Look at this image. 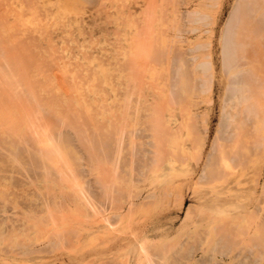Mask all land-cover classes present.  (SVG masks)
Segmentation results:
<instances>
[{"label": "rangeland", "instance_id": "rangeland-1", "mask_svg": "<svg viewBox=\"0 0 264 264\" xmlns=\"http://www.w3.org/2000/svg\"><path fill=\"white\" fill-rule=\"evenodd\" d=\"M243 1L0 0V75L14 74L0 82V264H264V125L232 101L247 73L264 81V32L250 49L245 17L227 73V20ZM56 139L65 160L33 156Z\"/></svg>", "mask_w": 264, "mask_h": 264}, {"label": "bare ground", "instance_id": "bare-ground-1", "mask_svg": "<svg viewBox=\"0 0 264 264\" xmlns=\"http://www.w3.org/2000/svg\"><path fill=\"white\" fill-rule=\"evenodd\" d=\"M236 3V2H235ZM30 4V3H29ZM20 5V4H19ZM12 6V5H11ZM30 6V5H29ZM0 9H2V8H0ZM4 9V8H3ZM15 9V8H14ZM12 10H13V8H12ZM19 10V9H18ZM18 10H15V11H18ZM27 10V9H26ZM4 11V10H3ZM28 11V10H27ZM5 12V11H4ZM192 12V11H191ZM195 12V11H194ZM18 13V12H17ZM13 14V13H12ZM32 14V13H31ZM191 14V13H190ZM197 14H199V13H197ZM206 14V13H205ZM192 15V14H191ZM194 15H196V14H194ZM193 15V16H194ZM14 16V15H13ZM191 17V16H190ZM199 17V16H198ZM243 17H245V18H247V20H248V23L247 24H249V25H247L248 26V33H251V34H253V36L254 37H252L251 38V40L252 41H254V42H251V40H250V42H251V45H247V46H249V48L251 49H253V50H255V48H256V46H259L258 45V39H259V36L260 35H262L263 33H262V31L264 32V0H245V1H243V2H241V4H237L234 8H233V11L231 12V14H230V16H229V19L227 20V73L229 72V71H231V72H233V70L234 69H232L233 68V64H232V62H234L233 61V59L231 58V57H233L231 54H230V48H235V45H236V43H235V41H234V43H235V45H234V47H231V44H232V42H230V38L233 36V34H234V26H235V24H240V23H238ZM16 18V17H15ZM4 19V18H3ZM244 19V18H243ZM14 20V19H13ZM198 20V19H197ZM208 20V19H207ZM174 22V21H173ZM8 23V22H7ZM193 23V22H192ZM196 23V22H195ZM198 23V22H197ZM243 23V22H242ZM27 24V23H26ZM2 25V24H1ZM8 25H9V23H8ZM245 25V24H244ZM3 26V25H2ZM1 26V27H2ZM6 26V25H5ZM246 26V27H247ZM6 27H8V26H6ZM9 27H11L10 25H9ZM159 28V27H158ZM162 28V27H161ZM193 28H195V26L193 27ZM198 28V27H197ZM3 29V28H2ZM11 29V28H10ZM158 30V29H157ZM193 30V29H192ZM236 30V29H235ZM176 31V30H175ZM237 33H238V30H237ZM45 34V33H44ZM44 34H42V35H44ZM225 34V33H224ZM2 35V34H1ZM6 36V35H5ZM238 36V35H237ZM248 36V35H247ZM246 36V37H247ZM263 36V35H262ZM48 37V36H47ZM224 38V37H223ZM238 38H239V36H238ZM245 38V37H244ZM248 38H249V36H248ZM149 39V38H148ZM230 39V40H229ZM177 40H179V39H177ZM236 40V39H235ZM13 41V40H12ZM65 41V40H64ZM223 41H224V39H223ZM9 42V41H8ZM1 43H2V41H1ZM11 43V42H10ZM108 43V42H107ZM159 43V42H158ZM241 43V42H240ZM239 43V44H240ZM243 43V42H242ZM244 43H245V41H244ZM138 44V43H137ZM247 44V43H246ZM4 45V44H3ZM223 45H224V43H223ZM2 46V45H1ZM29 46V45H28ZM194 46V45H193ZM237 46V45H236ZM261 46H264V40H263V38H262V45ZM3 47V46H2ZM4 47H5V45H4ZM224 47V46H223ZM238 47V46H237ZM120 48V47H119ZM140 48V47H139ZM152 48V47H151ZM222 48V47H221ZM247 48V47H246ZM5 49H7V48H5ZM11 49V48H10ZM29 49V48H28ZM118 49V48H117ZM144 49V48H143ZM226 49V48H225ZM237 48H235V50H236ZM250 49H248V50H250ZM257 49V48H256ZM262 49H264V48H262ZM15 50V49H14ZM20 50V49H19ZM18 50V51H19ZM222 50H223V48H222ZM10 51V50H9ZM21 51H23V50H21ZM153 51H155V50H153ZM245 51V50H244ZM165 52V51H164ZM231 52H232V49H231ZM251 52H253V51H251ZM255 52V51H254ZM257 52V51H256ZM1 53V52H0ZM12 53V52H11ZM22 53V52H21ZM156 53V52H155ZM154 53V54H155ZM10 54V53H9ZM25 54V53H24ZM58 54V53H57ZM148 54H150V53H148ZM253 54V53H252ZM256 54V53H255ZM255 54H254V56H255ZM263 54V53H262ZM16 55V54H15ZM21 55H23V54H21ZM27 55V54H26ZM42 55V54H41ZM147 56V55H146ZM152 56V55H151ZM225 56V55H224ZM35 57V56H34ZM33 57V58H34ZM83 57V56H82ZM131 56L129 55L128 57H125L124 59H129ZM145 57V56H144ZM251 57V56H250ZM256 57V56H255ZM42 58H43V56H42ZM142 58V57H141ZM35 59V58H34ZM33 59V60H34ZM130 59H133V57L132 58H130ZM144 59V58H143ZM243 59H245V58H243ZM19 60V59H18ZM52 60V59H51ZM57 60V59H56ZM145 60H147V59H145ZM37 61V60H36ZM129 61L130 60H128V63H129ZM134 61V60H133ZM138 61H139V59H138ZM141 61V60H140ZM162 61V60H161ZM261 61V60H260ZM35 62V61H34ZM132 62V61H131ZM130 62V63H131ZM154 62V61H153ZM180 62V61H179ZM202 63L200 64L199 63V65H202V64H206V63H203V61H201ZM207 62V61H206ZM221 62H223V61H221ZM248 62V61H247ZM12 63V62H11ZM16 63H17V61H16ZM76 63V62H75ZM88 63V62H87ZM127 63V62H126ZM130 63H129V65H130ZM133 63V62H132ZM131 63V64H132ZM138 63V62H137ZM141 63V62H140ZM146 63V62H145ZM170 63V62H169ZM224 63H225V61H224ZM252 63H254V62H252ZM251 63V64H252ZM10 64V63H9ZM13 64V63H12ZM19 64V63H18ZM35 64H37V63H35ZM45 64V63H44ZM51 64V63H50ZM62 64V63H61ZM167 64V63H166ZM197 64V63H196ZM195 64V65H196ZM247 64V63H246ZM250 64V65H251ZM23 65V64H22ZM66 65V64H65ZM76 65V64H75ZM133 65V64H132ZM208 65V64H207ZM222 65V64H221ZM236 65V64H235ZM26 66V65H25ZM28 66V65H27ZM36 66V65H35ZM82 66V65H81ZM180 66V65H179ZM197 67H200V66H198V65H196ZM203 66V65H202ZM201 66V67H202ZM209 66V65H208ZM208 66H206V67H208ZM9 67V66H8ZM21 67V66H20ZM78 67H80V66H78ZM171 67V66H170ZM14 69H15V67H13ZM38 68V67H37ZM47 68V67H46ZM165 68V67H164ZM210 68V67H209ZM250 68V67H249ZM252 68V67H251ZM250 68V69H251ZM257 68V67H256ZM2 69V68H1ZM27 69V68H26ZM31 69V68H30ZM58 69L61 71V68H59L58 67ZM58 69H55V70H58ZM67 69H69V68H67ZM66 68H65V71L67 72L68 70H67ZM99 69H100V67H99ZM104 69V68H103ZM194 69V68H193ZM3 70V69H2ZM1 70V71H2ZM8 70V69H7ZM21 70V69H20ZM31 70H33V68L31 69ZM39 70V69H38ZM128 70V69H127ZM126 70V71H127ZM167 70V69H166ZM202 70H204V68L202 69ZM206 70H207V68H206ZM205 70V71H206ZM224 71H225V69H223ZM236 70H238V69H236ZM236 70H234L235 72H236ZM252 70H254L253 68H252ZM0 71V72H1ZM11 71V70H10ZM62 71H63V73H65L64 72V68L62 69ZM95 71V70H94ZM152 71V70H151ZM154 71V70H153ZM204 71V72H205ZM247 71V70H246ZM15 72H17V70H15ZM22 72V71H21ZM57 72V71H56ZM81 72H82V70H81ZM88 72V71H87ZM183 72V71H182ZM201 72V71H200ZM242 72V71H241ZM240 72V73H241ZM248 72V71H247ZM253 72V71H252ZM259 72V71H258ZM7 73H9V72H7ZM30 73V72H29ZM93 73V72H92ZM156 73V72H155ZM178 73V72H177ZM177 73H175L176 75H177ZM234 73V72H233ZM239 73V72H238ZM261 73V72H260ZM1 74V73H0ZM10 74V73H9ZM6 75V79L3 77V76H1V75H4V73H2L1 75H0V77L2 78V79H0V82H6L7 81V79H9L8 78V76L10 77L11 75ZM28 74V73H27ZM73 74V73H72ZM84 74V73H83ZM181 74L182 73H180V77H181ZM184 74V73H183ZM196 74V73H195ZM206 74V73H205ZM252 74V73H251ZM257 74V73H256ZM14 75V74H13ZM13 75L11 76V77H13ZM17 75H18V73H17ZM20 75V74H19ZM18 75V76H19ZM54 75V74H53ZM60 75H61V73H60ZM81 75V74H80ZM169 75V74H168ZM190 75V74H189ZM231 75V74H230ZM230 75H228V76H230ZM25 76V75H24ZM27 76H30L29 74L27 75ZM73 76V75H72ZM141 76V75H140ZM153 76H155V75H153ZM160 76V75H159ZM196 76H197V74H196ZM199 76V75H198ZM201 76V75H200ZM225 76V75H224ZM255 76V75H254ZM158 77V76H157ZM204 77V76H203ZM241 77V76H240ZM15 78L17 79V76H15ZM22 78H24V77H22ZM28 78V77H27ZM46 78V77H45ZM72 78H74V77H72ZM242 78H243V75H242ZM241 78V79H242ZM15 79V80H16ZM76 79H77V77H76ZM182 79V78H181ZM233 79V78H232ZM11 80V82H14L15 80L14 79H10ZM12 80H14V81H12ZM21 80V79H20ZM26 80V79H25ZM29 80V79H28ZM41 80V79H40ZM48 80V79H47ZM51 79H49L48 80V82L50 81ZM75 80V79H74ZM74 80L72 81V83L74 84L75 82H74ZM78 80V79H77ZM79 80H81V79H79ZM140 80V79H139ZM138 80V81H139ZM243 80V79H242ZM245 81H240V83H236L238 86H239V89H240V92L242 91V93L240 94V96L239 97H233L235 100H232L233 102L234 101H236V102H239V103H243L244 104V106H243V109L242 110H246V115H248L249 113H253V117L254 118H256V122H258L257 124L259 125H261V126H263L264 125V105L262 104L261 105V100H262V102L264 103V81H262L261 80V82H260V78L258 79V78H252V76L250 75V74H246V78L244 79ZM17 81H19V79L17 80ZM17 81H15V82H17ZM42 81V80H41ZM43 81H44V79H43ZM183 81V80H182ZM195 81V80H194ZM11 82H10V84H11ZM33 82H34V80H33ZM47 82V81H46ZM53 82V81H52ZM107 82V81H106ZM180 82H181V80H180ZM210 82V81H209ZM26 83V82H25ZM29 85H27V86H30V85H32L33 83H32V81H30L29 80ZM42 83V82H41ZM44 83V82H43ZM65 83V82H64ZM81 83V82H80ZM80 83H77L78 85L77 86H79L80 85ZM140 83V82H139ZM154 83V82H153ZM182 83V82H181ZM233 83V82H232ZM8 84V83H7ZM20 84V83H19ZM35 84H37V83H35ZM35 84H34V87H35ZM40 84V83H39ZM38 84V85H39ZM49 84H51V81L49 82ZM48 84V85H49ZM70 84V83H69ZM84 84H85V81H84ZM184 84V83H183ZM207 84H208V82H207ZM41 85V84H40ZM44 85V84H43ZM42 85V86H43ZM48 85L46 84V87H48ZM52 85H54V83L53 84H51V87L50 88H52ZM55 85H57V84H55ZM71 85V84H70ZM74 85H76V84H74ZM178 85V84H177ZM209 85V84H208ZM4 86H5V84H4ZM23 86H25V85H23ZM83 86V85H82ZM183 86V85H182ZM201 87H200V89L202 88L203 89V87H204V84H202L201 83V85H200ZM206 86V85H205ZM8 87H9V85H8ZM14 87V86H13ZM40 87V86H39ZM44 87V86H43ZM43 87H41V88H43ZM54 87V86H53ZM67 87V86H66ZM73 87V86H72ZM75 87V86H74ZM73 87V88H74ZM170 87V86H169ZM236 87V86H235ZM38 88V87H37ZM37 88H36V90H37ZM45 88V87H44ZM54 88H56V89H58V90H60V87L59 88H57V87H54ZM207 88H209V86L207 87ZM46 89V88H45ZM49 88H47V90H48ZM69 89V88H68ZM67 89V91H70V89L68 90ZM175 89V88H174ZM201 89V90H202ZM206 89V88H205ZM238 89V88H237ZM238 89V90H239ZM6 90V89H5ZM8 90V89H7ZM25 90V89H24ZM31 90H33V89H31ZM51 90H54V89H51ZM83 89H81V91H82ZM184 90V89H183ZM1 91V90H0ZM10 91V90H9ZM9 91H7V93L9 92ZM19 91H21V90H19ZM26 91H28V90H26ZM39 91V90H38ZM44 91V90H43ZM60 91H62V90H60ZM59 91V92H60ZM66 91V92H67ZM80 91V92H81ZM84 91V90H83ZM92 91V90H91ZM205 91V90H204ZM231 91V90H230ZM2 93L4 92V90L3 91H1ZM0 92V93H1ZM45 92V91H44ZM103 92V91H102ZM114 92H115V90H114ZM174 92V91H173ZM203 91H201V93H202ZM206 92V91H205ZM225 92V91H224ZM228 92V91H227ZM15 93V92H14ZM26 93V92H25ZM29 93H30V91H29ZM47 93V92H46ZM45 93V94H46ZM49 93V92H48ZM58 93V92H57ZM56 93V94H57ZM96 93V92H95ZM103 93H105V92H103ZM22 94V93H21ZM28 94V93H27ZM56 94H55V97H56ZM70 94H71V91H70ZM69 94V98L71 97V95ZM83 94H84V92H83ZM137 94V93H136ZM233 94V93H232ZM235 94H237V92L235 93ZM2 95H5V94H2ZM17 95V94H16ZM31 95V94H30ZM54 95V94H53ZM58 95V94H57ZM63 95V94H62ZM85 95V94H84ZM100 95V94H99ZM107 95V94H106ZM168 95V94H167ZM182 95V94H181ZM229 95H230V93H229ZM234 95V94H233ZM232 95V96H233ZM24 96V95H23ZM35 96H36V94H35ZM35 96H33V98L35 97ZM83 96V95H82ZM225 96V95H224ZM227 96V95H226ZM7 97V96H6ZM47 97V96H46ZM62 97V96H61ZM100 97H101V95H100ZM262 97H263V99H262ZM29 98V97H28ZM58 98V97H57ZM66 98V97H65ZM69 98L67 99V100H69ZM72 98V97H71ZM230 98V97H229ZM261 98V99H260ZM40 99H42V98H40ZM52 99V98H51ZM56 99V98H55ZM3 100V99H2ZM39 100V99H38ZM48 100H49V97H48ZM57 100V99H56ZM61 100V99H60ZM77 100H79V98L77 99ZM84 100V99H83ZM95 100V99H94ZM102 100H103V98H102ZM124 100V99H123ZM127 100V99H126ZM44 101V100H43ZM55 101V100H54ZM104 101V100H103ZM228 101H230V100H228ZM12 102V101H11ZM19 102V101H18ZM51 103H52V101H50ZM50 102H49V104H50ZM68 102H70V101H68ZM68 102H65V103H68ZM85 102V101H84ZM86 102H88V101H86ZM90 102V101H89ZM87 103V105L89 106V104L90 103ZM93 102H95V101H93ZM98 101H96V103H97ZM169 102V101H168ZM167 102V103H168ZM172 102V101H171ZM227 102V101H226ZM4 102H2V104H3ZM48 103V102H47ZM47 103H46V106H47ZM80 103V102H79ZM232 103V102H231ZM45 104V103H44ZM49 104H48V106H49ZM57 104H58V100H57ZM69 104V103H68ZM72 104V103H71ZM78 104V103H77ZM81 105H82V103H80ZM95 104V103H94ZM102 104V103H101ZM242 104V105H243ZM52 105V104H51ZM54 105H55V102H54ZM60 105H62V104H60ZM86 105V106H87ZM178 105H180V104H178ZM40 106V105H39ZM45 106V107H46ZM88 106L86 107V109L84 108V110H86V111H88L89 112V114H90V112H92V111H90V109L88 108ZM99 107L101 106V105H98ZM240 106V105H239ZM41 107V106H40ZM50 107V106H49ZM68 107V106H67ZM81 107V106H80ZM90 107V106H89ZM93 107V106H92ZM105 107V106H104ZM103 107V108H104ZM242 107V106H241ZM51 108V107H50ZM50 108H49V110H50ZM62 108V107H61ZM72 108H73V106H72ZM83 108V107H82ZM82 108H80L81 110H82ZM229 108V107H228ZM8 109H9V107H8ZM56 109V108H55ZM224 109H226L225 107H224ZM235 109V108H234ZM240 108H239V110H241ZM159 110V109H158ZM51 111V110H50ZM49 111V112H50ZM59 110H57V112H58ZM74 111V110H73ZM73 111H71V112H73ZM99 111V110H98ZM111 112H113L112 110H110ZM119 111H121V110H119ZM19 111H17V113H18ZM45 112V111H44ZM54 112V111H53ZM64 112V111H63ZM77 112H79V109L77 110ZM110 112V113H111ZM122 112V111H121ZM223 112V111H222ZM20 113V112H19ZM36 113V112H35ZM60 112H58V114H59ZM68 113V112H67ZM70 113V112H69ZM93 113V112H92ZM115 113H116V111H115ZM2 114V113H1ZM40 114V113H39ZM57 114V115H58ZM71 114V113H70ZM75 114V113H74ZM77 114V113H76ZM84 114H87V113H85L84 112ZM112 114V113H111ZM117 114V113H116ZM161 114V113H160ZM236 114V113H235ZM38 115V114H37ZM56 115V114H55ZM91 115V114H90ZM94 115V114H93ZM49 116V115H48ZM64 116H66V115H64ZM63 116V117H64ZM70 116V115H69ZM101 116H102V114H101ZM100 116V117H101ZM105 116V115H104ZM67 117V116H66ZM87 117V116H86ZM89 117V116H88ZM92 117V116H91ZM91 117H89V118H91ZM106 117H108L107 115H106ZM121 117V116H120ZM152 117V116H151ZM155 117V116H154ZM161 117V116H160ZM237 118V117H236ZM114 119V118H113ZM160 119V118H159ZM227 119H228V117H227ZM234 118H232V120H233ZM238 119V118H237ZM66 120V119H65ZM73 120V119H72ZM88 120V119H87ZM152 120V119H151ZM222 120V119H221ZM236 120V119H235ZM234 120V121H235ZM244 120V119H243ZM243 120H240L238 123V125L236 126V127H238L239 129H242V125L244 124L242 121ZM43 121V120H42ZM70 121V120H69ZM91 121V120H90ZM89 121V122H90ZM93 121V120H92ZM112 121V120H111ZM125 121V120H124ZM233 121V122H234ZM78 122V121H77ZM99 122H102V121H99ZM109 122H110V119H109ZM116 122V121H115ZM159 122H160V120H159ZM26 123V122H25ZM56 123V122H55ZM71 123V122H70ZM97 123H98V121H97ZM111 123V122H110ZM162 123V122H161ZM254 123V122H253ZM252 123V124H253ZM1 124V123H0ZM27 124V123H26ZM29 124V123H28ZM54 124V123H53ZM78 124H80V123H78ZM95 124V123H94ZM109 124V123H108ZM139 124H141V123H139ZM181 124V123H180ZM224 125L223 126H226L225 124L226 123H223ZM30 125V124H29ZM65 125V124H64ZM123 125V124H122ZM219 125V124H218ZM23 126H25V125H23ZM32 126H33V124H32ZM56 126V125H55ZM83 126V125H82ZM94 126V125H93ZM93 126H92V128H93ZM118 126V125H117ZM117 126H116V129H118L117 128ZM133 126V125H132ZM151 126V125H150ZM155 126H156V124H155ZM160 127H161V125H159ZM166 126V125H165ZM228 126V125H227ZM59 127H60V125H59ZM86 127V126H85ZM134 127V126H133ZM2 128V127H1ZM11 128V127H10ZM35 128H36V125H35ZM41 128H43V127H41ZM47 128H48V126H47ZM55 128V127H54ZM84 128V127H83ZM96 128V127H95ZM150 128H152V126L150 127ZM169 128V130H170V127H168ZM235 128V127H234ZM256 128V127H255ZM15 129H16V127H15ZM14 129V131L12 130V129H10V130H12V132H14V134H16V135H18V132H17V129L15 130ZM46 129V128H45ZM50 129V128H49ZM57 129V128H56ZM79 129V128H78ZM107 129V128H106ZM110 129H111V127H110ZM120 129V128H119ZM142 129V128H141ZM148 129V128H147ZM162 130H163V128H161ZM252 129V128H251ZM2 130V129H1ZM74 130V129H73ZM75 130H76V128H75ZM74 130V131H75ZM93 130H94V128H93ZM98 130V129H97ZM144 130V129H143ZM158 130V129H157ZM161 130V131H162ZM257 130V129H256ZM259 130V129H258ZM264 130V129H263ZM16 131V132H15ZM20 131V130H19ZM100 131V130H99ZM106 131V130H105ZM117 131H119V130H117ZM151 131V130H150ZM186 131H188V130H186ZM228 131V130H227ZM11 132V131H10ZM22 132H24L25 133V131H23L22 130ZM53 132V131H52ZM54 132H55V130H54ZM75 132H77V130L75 131ZM94 132V131H93ZM107 132V131H106ZM152 132V131H151ZM158 132V131H157ZM172 132V131H171ZM249 132V131H248ZM23 133V134H24ZM31 133H32V129H31ZM35 133V132H34ZM51 133V132H50ZM87 133V132H86ZM113 133V132H112ZM155 133V132H154ZM159 133V132H158ZM163 133V132H162ZM224 133V132H223ZM254 133V132H253ZM257 133V132H256ZM6 134V133H5ZM13 134V135H14ZM21 134V133H20ZM22 134V135H23ZM36 134V133H35ZM44 134V133H43ZM59 134V133H58ZM117 134H119V133H117ZM26 135L27 134H25V138H26ZM38 135V134H37ZM57 135V134H56ZM120 135V134H119ZM158 135V134H157ZM165 135V134H164ZM256 135V134H255ZM29 136H30V133H29ZM32 136V135H31ZM33 136H35L34 134H33ZM80 135H78V137H79ZM110 136V135H109ZM116 136V135H115ZM123 136V135H122ZM171 136V135H170ZM224 136V135H223ZM37 137V136H36ZM50 137H52V135L50 136ZM81 137V136H80ZM82 137H83V135H82ZM87 137V136H86ZM102 137V136H101ZM108 137V136H107ZM114 137V136H113ZM118 137V136H117ZM164 137V136H163ZM166 137V136H165ZM227 137V136H226ZM261 137V136H260ZM259 137V138H260ZM49 138V137H48ZM160 138V137H159ZM158 138V139H159ZM184 138V137H183ZM236 138V137H235ZM248 138V137H247ZM253 138V137H252ZM27 140H28V138H26ZM34 139V138H33ZM35 139H37V138H35ZM35 139H34V143H35ZM41 139H43L44 140V138H41ZM52 139V138H51ZM58 139V138H57ZM56 139V141H54L53 142V144L51 145V144H49L50 146H48L49 148H47V151L46 152H41V151H38V149L36 150H34V153H33V151H32V153H33V156L36 158V159H38L39 161H41L42 162V160L44 159V161H47L46 163H48L50 160H51V158H52V156H55L56 157V160H58L59 158H63L62 156H64V160H65V158H66V156L64 155L65 153V151L63 152L62 150H61V148H62V145H64V143L62 144V142L60 141V140H57ZM59 139H60V137H59ZM96 139H98L97 137H96ZM118 139V138H117ZM117 139H116V141H114L115 143L117 142ZM125 139V138H124ZM123 139V140H124ZM170 139V138H169ZM218 139V138H217ZM262 139V138H261ZM260 139V140H261ZM5 140V139H4ZM26 140V141H27ZM30 140V139H29ZM47 141H49V139H46ZM45 140V141H46ZM53 140V139H52ZM76 140V139H75ZM83 140V139H82ZM93 140V139H92ZM105 140V139H104ZM115 140V139H114ZM159 140H161V138L159 139ZM159 140H157V141H159ZM167 140V139H166ZM237 140V139H236ZM15 141H17V139L15 140ZM20 141V140H19ZM18 141V146L19 145H21V143H23V141L22 142H19ZM38 141V139L36 140V142ZM39 141H40V139H39ZM45 141L43 142V144L45 143ZM110 141V140H109ZM108 141V142H109ZM153 141V140H152ZM234 141H235V139H234ZM31 142H32V140H31ZM52 142V141H51ZM82 142V141H81ZM151 142V141H150ZM164 142V141H163ZM171 142V141H170ZM230 142V141H229ZM240 142V141H239ZM258 142V141H257ZM25 143V142H24ZM39 143H41V142H38V144ZM88 143V142H87ZM201 143V142H200ZM10 144V143H9ZM8 144V145H9ZM29 144V143H28ZM32 144H33V142H32ZM42 143L40 144V145H37V146H40L41 147V145L42 146H46L47 147V144L48 143H46V144H44L43 145ZM90 144V143H89ZM222 144V143H221ZM244 144H245V142H244ZM34 145V144H33ZM124 145V144H123ZM216 145H217V143H216ZM235 145H236V143H235ZM261 145V144H260ZM30 146H32V145H30ZM44 146V147H45ZM181 146V145H180ZM196 146V145H195ZM228 146V145H227ZM259 146V145H258ZM5 147V146H4ZM43 147V148H44ZM87 147V146H86ZM155 147V146H154ZM67 148V147H66ZM119 148H121V147H118V150H119ZM153 148V147H152ZM179 148V147H178ZM220 148V147H219ZM227 148V147H226ZM257 148V147H256ZM260 148V147H259ZM22 149V148H21ZM25 149V148H24ZM29 149V148H28ZM142 149V148H141ZM176 149V148H175ZM183 149V150H182ZM223 149V148H222ZM221 149V150H222ZM228 149V148H227ZM245 149V148H244ZM150 150H152V149H150ZM153 150H155V149H153ZM159 150V151H158ZM163 150V149H162ZM161 149H159V147H158V149L157 150H155L156 152H160L159 154L161 155V153L163 154V151H162ZM168 150H170V149H168ZM172 150V149H171ZM170 150V151H171ZM181 150V152H179V154L180 155H183V154H185V150H184V148H182L181 147V149H179V151ZM246 150H247V148H246ZM13 151H14V149H13ZM103 151H104V149H103ZM105 151H106V148H105ZM173 152L175 151V150H172ZM230 151H232L231 149H230ZM243 151V150H242ZM20 152V151H19ZM88 152V151H87ZM117 152V151H116ZM130 152V151H129ZM154 152V151H153ZM176 152V151H175ZM215 152H217V150L215 151ZM223 152V151H222ZM222 152L220 151L219 152V155H221L220 157H221V159L223 158V154H222ZM244 152V151H243ZM14 153H16V152H14ZM106 153V152H105ZM111 153H112V151H111ZM120 153V152H119ZM149 153H151V152H149ZM155 153V152H154ZM154 153H153V155H154ZM209 153V152H208ZM228 153H229V151H228ZM245 153V152H244ZM248 153V152H247ZM30 154V153H29ZM28 154V155H29ZM169 154H171V153H169ZM249 154V153H248ZM9 155H11V154H9ZM174 155H175V153H174ZM214 155V154H213ZM218 155V156H219ZM234 155H236V154H234ZM60 156V157H59ZM78 156V155H77ZM155 156V155H154ZM164 155H162V157H163ZM214 156H216V155H214ZM224 156H226L225 154H224ZM55 157L54 158H52L53 160L50 162V163H54V161H56L55 160ZM219 157V158H220ZM12 158V157H11ZM32 158V157H31ZM78 158V157H77ZM156 159H157V157H155ZM171 158H172V156H171ZM186 158V157H185ZM197 158V157H196ZM242 158V157H241ZM115 159V158H114ZM206 159V158H205ZM223 159H225V157L223 158ZM29 160V159H28ZM34 160V158H32V161ZM63 160V161H64ZM164 160V159H163ZM163 160H161V161H163ZM184 160V159H183ZM215 160V159H214ZM43 161V162H44ZM87 161V160H86ZM175 161H176V158H175ZM180 161V160H179ZM195 161V160H194ZM204 161H206V160H204ZM57 162H59V161H57ZM67 162L68 161H66V165H68L67 164ZM141 162V161H140ZM155 162V161H154ZM222 162H223V164L226 162V164H227V160L226 161H223L222 160ZM246 162V161H245ZM36 163V162H35ZM52 163V164H53ZM161 163V162H160ZM79 164V163H78ZM221 164V163H220ZM19 165V164H18ZM48 165H51V164H48ZM53 165H55V164H53ZM52 165V166H53ZM58 165H60V164H58L57 163V166ZM97 165V164H96ZM111 165H112V163H111ZM154 165V164H153ZM13 166V165H12ZM16 166V165H15ZM43 166H44V164H43ZM69 166V165H68ZM103 166V165H102ZM156 166V165H155ZM211 166H213V157L209 160V163H207V165L205 166H203L202 165V170L204 169V167H205V171L207 170H212L211 169ZM225 167H224V169H226V166L227 165H224ZM45 167V166H44ZM47 167V166H46ZM51 167V166H50ZM71 167V166H70ZM153 167V166H152ZM220 167V166H219ZM219 167H218V169H219ZM53 168V167H52ZM56 168V167H55ZM150 168V167H149ZM216 168V167H215ZM57 169L58 168H56V171H57ZM217 169V170H218ZM222 169V168H221ZM64 170V169H63ZM66 170H69V168L68 169H66ZM203 170V171H204ZM43 171H45V170H43ZM48 171V170H47ZM60 171H61V169H60ZM101 171V170H100ZM203 171H200L201 173L203 172ZM110 172V171H109ZM132 172V171H131ZM216 172V171H215ZM224 172V171H223ZM66 173V172H65ZM207 172H205V174H206ZM25 174V173H24ZM55 174V173H54ZM44 175V174H43ZM125 175V174H124ZM202 175H204L203 173H202ZM81 176V175H80ZM95 176H97V175H95ZM211 176V175H210ZM43 177V176H42ZM201 177V176H200ZM203 177H205V176H203ZM221 177H223V176H221ZM225 177V176H224ZM46 178V177H45ZM59 178V177H58ZM62 178V177H61ZM105 178V177H104ZM202 178V177H201ZM213 178V177H212ZM96 179V178H95ZM106 179V178H105ZM200 179V178H199ZM207 179V178H206ZM39 180V179H38ZM61 180V179H60ZM202 180V179H201ZM210 180H211V178H210ZM112 181V180H111ZM199 181V180H198ZM223 181V180H222ZM204 182V181H203ZM206 182V181H205ZM63 183V182H62ZM207 183H208V179H207ZM75 184H76V181H75ZM80 184V183H79ZM95 184V183H94ZM75 187V186H74ZM82 187H83V185H82ZM68 188V187H67ZM70 188V187H69ZM69 188L67 189L69 192H70V190H69ZM6 189V188H5ZM76 189V188H75ZM67 190H66V192H67ZM72 190V189H71ZM80 190V189H79ZM104 190V189H103ZM118 190V189H117ZM64 191V190H63ZM73 191V190H72ZM76 191H77V189H76ZM37 192V191H36ZM62 192V191H61ZM65 192V193H66ZM51 193V192H50ZM114 194V193H113ZM131 194V193H130ZM67 195V194H66ZM79 196V195H78ZM45 197V196H44ZM70 198V197H69ZM85 198V197H84ZM89 198V197H88ZM151 198V197H150ZM41 199V198H40ZM56 199V198H55ZM43 200V199H42ZM53 201V200H52ZM51 201V202H52ZM79 201V200H78ZM80 201H82V200H80ZM119 201V200H118ZM131 202V201H130ZM53 203V202H52ZM129 203V202H128ZM84 204V203H83ZM82 204V205H83ZM88 204V203H87ZM44 205V204H43ZM91 205V204H90ZM78 206V205H77ZM53 207V206H52ZM81 208V207H80ZM135 208V207H134ZM75 210V209H74ZM115 210V209H114ZM77 211V210H76ZM190 211H191V209H190ZM127 212V211H126ZM74 213V212H73ZM96 213V212H95ZM94 213V214H95ZM99 213V212H98ZM96 215V214H95ZM98 215V214H97ZM118 215V214H117ZM105 217V216H104ZM246 219V218H245ZM249 219H250V217H249ZM249 219H248V221H249ZM252 219V218H251ZM102 221H103V219H102ZM247 221V220H246ZM251 221V220H250ZM261 221V220H260ZM263 221V220H262ZM261 221V222H262ZM104 222V221H103ZM107 223V222H106ZM251 223V222H250ZM247 224H248V222H247ZM110 225V224H109ZM262 225V223H260L259 222V225L258 226H261ZM111 226V225H110ZM226 226V225H225ZM245 226V225H244ZM256 226H257V224H256ZM257 226V228L258 229H260V231H261V228H259ZM264 226V225H263ZM240 229V228H239ZM238 229V230H239ZM243 231L245 230V228H241ZM241 230V231H242ZM253 230H254V228H253ZM255 230H256V228H255ZM263 231H262V233L264 232V228L262 229ZM218 231V230H217ZM221 231V230H220ZM241 231H240V233H241ZM246 231V230H245ZM244 231V232H245ZM259 231V230H258ZM260 231H259V234H257V235H259L260 237H261V234L262 233H260ZM215 232V231H214ZM224 232V231H223ZM222 232V233H223ZM79 233V232H78ZM236 233V232H235ZM237 234V233H236ZM243 234H245V233H243ZM215 235V234H214ZM218 235V234H217ZM241 235V234H240ZM264 235V234H263ZM76 236V235H75ZM192 236V235H191ZM232 236V235H231ZM234 236V235H233ZM238 237H240L239 235H237ZM249 236V235H248ZM247 236V237H248ZM242 237H243V235H242ZM252 238V240H251V238ZM256 237H258V236H249L247 239V242L248 243H250L249 242V240L251 241V242H255V243H258V241L259 240H257V241H253L254 239L253 238H255V240L256 239H258V238H256ZM263 237V236H262ZM262 237H261V239H262ZM250 238V239H249ZM232 239V238H231ZM242 239V238H241ZM263 241H264V238H263ZM51 242V241H50ZM185 242V241H184ZM222 242V241H221ZM142 243V242H141ZM143 243H145V242H143ZM142 243V244H143ZM253 243L251 244V246L253 247L254 245H253ZM260 244H261V240H260V242H259ZM258 243V244H259ZM264 243V242H263ZM49 244H51V243H49ZM69 244V243H68ZM142 244H141V246H142ZM246 244V243H245ZM226 245V244H225ZM256 246H257V244H255ZM262 245V244H261ZM261 245H259L260 246V248L262 247ZM140 246V247H141ZM145 246V245H144ZM149 246V245H148ZM258 246V247H259ZM199 247V246H198ZM249 247V246H248ZM247 247V248H248ZM255 247V246H254ZM253 247V248H254ZM264 247V246H263ZM143 248V247H142ZM148 248V247H147ZM150 248V247H149ZM224 248H226V247H224ZM234 248V247H233ZM257 248V247H256ZM259 248V249H260ZM141 249V248H140ZM156 249V248H155ZM223 249V248H222ZM51 250V249H50ZM145 250V249H144ZM250 250V249H249ZM261 250V249H260ZM259 250V251H260ZM193 251V250H192ZM257 252H258V248H257V250H256ZM256 251H253V252H255V254H256ZM262 251V250H261ZM144 252V251H143ZM161 252V251H160ZM225 252V251H224ZM158 253V252H157ZM218 253V252H217ZM262 253V252H261ZM264 253V252H263ZM147 254V253H146ZM164 254V253H163ZM245 254V253H244ZM243 255V254H242ZM257 256H258V254H256ZM255 255V256H256ZM206 256V255H205ZM241 256V255H240ZM262 256L264 257V254L262 255H260V253H259V257H261L260 259H262ZM148 257V256H147ZM167 257V256H166ZM212 257V256H211ZM236 258V257H235ZM257 257H255V259H256ZM212 259V258H211ZM215 259V258H214ZM257 260H259L258 258H257ZM215 261V260H214ZM255 261V260H254ZM257 263V262H256Z\"/></svg>", "mask_w": 264, "mask_h": 264}]
</instances>
